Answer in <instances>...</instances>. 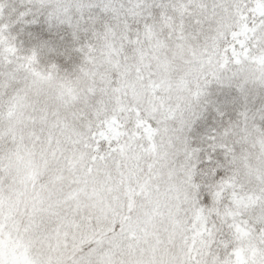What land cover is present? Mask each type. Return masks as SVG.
<instances>
[{
  "label": "snow or ice",
  "instance_id": "snow-or-ice-1",
  "mask_svg": "<svg viewBox=\"0 0 264 264\" xmlns=\"http://www.w3.org/2000/svg\"><path fill=\"white\" fill-rule=\"evenodd\" d=\"M0 264H264V0H0Z\"/></svg>",
  "mask_w": 264,
  "mask_h": 264
}]
</instances>
